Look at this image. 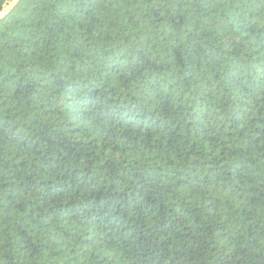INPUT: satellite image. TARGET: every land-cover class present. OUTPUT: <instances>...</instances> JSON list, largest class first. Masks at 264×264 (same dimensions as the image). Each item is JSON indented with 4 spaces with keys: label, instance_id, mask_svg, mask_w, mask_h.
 I'll return each instance as SVG.
<instances>
[{
    "label": "trees",
    "instance_id": "obj_1",
    "mask_svg": "<svg viewBox=\"0 0 264 264\" xmlns=\"http://www.w3.org/2000/svg\"><path fill=\"white\" fill-rule=\"evenodd\" d=\"M0 264H264V0L0 19Z\"/></svg>",
    "mask_w": 264,
    "mask_h": 264
},
{
    "label": "water",
    "instance_id": "obj_2",
    "mask_svg": "<svg viewBox=\"0 0 264 264\" xmlns=\"http://www.w3.org/2000/svg\"><path fill=\"white\" fill-rule=\"evenodd\" d=\"M19 1L20 0H12L11 3L0 12V19H3L5 16H7L16 7Z\"/></svg>",
    "mask_w": 264,
    "mask_h": 264
},
{
    "label": "clouds",
    "instance_id": "obj_3",
    "mask_svg": "<svg viewBox=\"0 0 264 264\" xmlns=\"http://www.w3.org/2000/svg\"><path fill=\"white\" fill-rule=\"evenodd\" d=\"M7 7V6H6Z\"/></svg>",
    "mask_w": 264,
    "mask_h": 264
}]
</instances>
